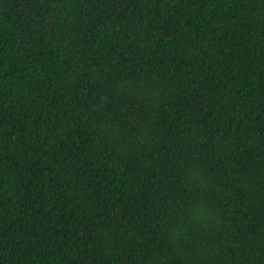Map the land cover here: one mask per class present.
<instances>
[{
	"label": "trees",
	"instance_id": "1",
	"mask_svg": "<svg viewBox=\"0 0 264 264\" xmlns=\"http://www.w3.org/2000/svg\"><path fill=\"white\" fill-rule=\"evenodd\" d=\"M0 264H264V0H0Z\"/></svg>",
	"mask_w": 264,
	"mask_h": 264
}]
</instances>
